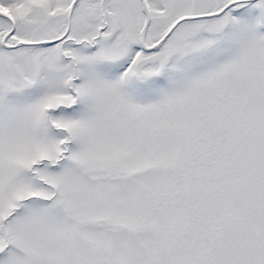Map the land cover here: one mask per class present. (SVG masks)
Masks as SVG:
<instances>
[{
  "label": "snow or ice",
  "instance_id": "snow-or-ice-1",
  "mask_svg": "<svg viewBox=\"0 0 264 264\" xmlns=\"http://www.w3.org/2000/svg\"><path fill=\"white\" fill-rule=\"evenodd\" d=\"M0 264H264V0H0Z\"/></svg>",
  "mask_w": 264,
  "mask_h": 264
}]
</instances>
